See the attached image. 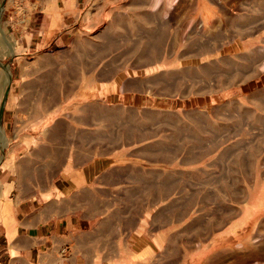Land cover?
I'll use <instances>...</instances> for the list:
<instances>
[{"label":"rangeland","instance_id":"rangeland-1","mask_svg":"<svg viewBox=\"0 0 264 264\" xmlns=\"http://www.w3.org/2000/svg\"><path fill=\"white\" fill-rule=\"evenodd\" d=\"M43 97L126 183L111 264H264V0H0V112Z\"/></svg>","mask_w":264,"mask_h":264},{"label":"crops","instance_id":"crops-1","mask_svg":"<svg viewBox=\"0 0 264 264\" xmlns=\"http://www.w3.org/2000/svg\"><path fill=\"white\" fill-rule=\"evenodd\" d=\"M5 102L0 264H111L108 238L122 232L113 223L130 209L114 203L125 181H115L108 167L94 162L91 142L99 135L84 132L81 119L63 114L62 101L53 118L45 97L40 112Z\"/></svg>","mask_w":264,"mask_h":264}]
</instances>
